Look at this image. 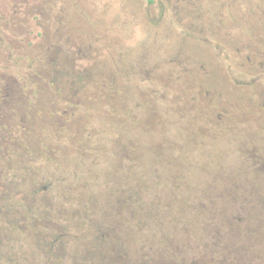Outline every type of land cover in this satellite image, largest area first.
I'll return each mask as SVG.
<instances>
[{
	"label": "rangeland",
	"instance_id": "374dc122",
	"mask_svg": "<svg viewBox=\"0 0 264 264\" xmlns=\"http://www.w3.org/2000/svg\"><path fill=\"white\" fill-rule=\"evenodd\" d=\"M63 49L76 65L85 59L93 68L125 58L135 61L129 71L137 87L133 93L140 99L148 95L149 107L168 109L163 113L168 129L154 131L147 140L157 144L165 137L185 144L182 137L201 135V144L191 151L186 145L188 151L176 150L187 158L175 162L187 182L201 187L218 165L231 175L215 183L240 189L233 197L235 210L251 207L252 196L243 194V186L253 185L254 201L264 202V176H252L258 166L264 171V0H0V264H61L58 258L71 263L69 252L56 258V246L45 247L55 238L58 218L55 170L51 165L46 170L37 158L35 182L23 179L35 190L23 198L12 179L19 160L32 150L42 152L39 113L52 93L42 88L47 74L42 64L62 56ZM26 101L30 107H16ZM20 113L26 115L25 131L16 132ZM212 118L218 121L212 124ZM12 132L21 136L22 145L15 144L18 161L8 154ZM48 137L54 145L52 129ZM105 165L101 159L97 169ZM42 171L44 183L38 177ZM236 171L241 173L234 175ZM41 186L45 194L39 192ZM92 187L102 192V181ZM182 188L177 203L189 194ZM45 204H51L46 221L41 214ZM252 229L264 234V222ZM181 233L177 231L179 237ZM257 247L264 253V239Z\"/></svg>",
	"mask_w": 264,
	"mask_h": 264
},
{
	"label": "trees",
	"instance_id": "16d2710c",
	"mask_svg": "<svg viewBox=\"0 0 264 264\" xmlns=\"http://www.w3.org/2000/svg\"><path fill=\"white\" fill-rule=\"evenodd\" d=\"M249 13L254 16L253 10ZM63 50L62 56L54 57V61L50 57L42 64L47 72L42 88L52 89L39 113L45 138L42 152L37 155L32 150L26 160H19L15 144L21 136H14L13 131L7 141L10 160H19L12 179L20 197L34 188L23 185V179L35 182L40 168L37 158L47 164L46 170L49 165L55 170L58 218L55 238L45 247L56 246V258L69 252L70 264L264 263V253L257 247L264 234L257 235L252 229L264 222V202L259 201L262 198L258 204L254 201L257 191L253 185L241 188L247 197L252 196L251 207L243 205L235 210L233 197L240 189L229 182L215 183L231 175L217 163L207 175L211 176L210 182L201 187L187 182L183 171L175 166L177 159L186 162L187 158L176 150L188 151L186 145L191 151L201 144L198 141L202 136L195 132L182 137L185 144L165 137H160L157 144L147 140L146 136L154 131L168 129L163 114L168 109L149 107L148 95L142 94L140 99L133 93L137 87L132 86L129 71L135 61L125 58L114 61L111 67L96 64L93 68L85 59H80L85 63L76 65L69 60L68 49ZM138 61L143 64L144 58ZM28 104L26 101L16 107H30ZM24 116L16 115V132L25 129ZM209 121L214 124L218 119ZM51 129L54 145L48 137ZM178 130L181 132L183 127L180 125ZM135 131L142 138L135 137ZM28 136L31 139L29 132ZM101 159L106 165L98 170ZM258 167L260 171L252 176H264ZM205 169L200 168L203 175ZM46 176L42 171L38 177L44 183ZM98 180L102 181V192L92 187ZM181 188L189 194L177 203ZM39 192L45 194V188ZM50 209L51 204L43 206L44 221ZM177 231L182 232L180 237ZM57 262L64 264L59 258Z\"/></svg>",
	"mask_w": 264,
	"mask_h": 264
}]
</instances>
